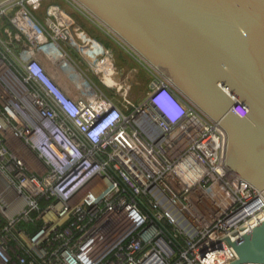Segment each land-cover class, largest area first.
Listing matches in <instances>:
<instances>
[{
	"label": "built area",
	"instance_id": "1",
	"mask_svg": "<svg viewBox=\"0 0 264 264\" xmlns=\"http://www.w3.org/2000/svg\"><path fill=\"white\" fill-rule=\"evenodd\" d=\"M77 12L112 38L75 0L0 2V264H230L225 239L208 245L264 195L224 165L220 126L141 58L151 78L130 99L137 69L120 77ZM61 41L98 78L78 70L77 97L42 62L71 64Z\"/></svg>",
	"mask_w": 264,
	"mask_h": 264
},
{
	"label": "water",
	"instance_id": "2",
	"mask_svg": "<svg viewBox=\"0 0 264 264\" xmlns=\"http://www.w3.org/2000/svg\"><path fill=\"white\" fill-rule=\"evenodd\" d=\"M75 2L220 126L224 165L264 195V0ZM223 239L230 264H264V211Z\"/></svg>",
	"mask_w": 264,
	"mask_h": 264
},
{
	"label": "crops",
	"instance_id": "3",
	"mask_svg": "<svg viewBox=\"0 0 264 264\" xmlns=\"http://www.w3.org/2000/svg\"><path fill=\"white\" fill-rule=\"evenodd\" d=\"M79 14V13H78ZM77 15V14H75ZM80 15V14H79ZM82 18H84L87 22H89L91 25H93L89 20H87L83 15H80ZM102 31V30H101ZM103 32V31H102ZM104 33V32H103ZM106 35V34H105ZM108 36V35H107ZM102 43V42H101ZM61 46L63 50L70 56L71 61L69 65H63L60 63V59L57 60V63L54 64L50 61H47L46 59H42V62L44 63L47 71L52 76V78L59 84V86L70 96L77 97L80 95L78 83H77V71L80 70L85 75H87L89 78L93 79L94 81L98 82L97 76H95L94 72L89 68L87 62L84 60L83 56L79 54V52L71 47L67 42L61 41ZM76 56H72V52ZM115 64V63H114ZM117 71L120 75V77H123L121 74H126L129 71H133L135 69H126V68H117ZM123 72V73H121Z\"/></svg>",
	"mask_w": 264,
	"mask_h": 264
},
{
	"label": "rangeland",
	"instance_id": "4",
	"mask_svg": "<svg viewBox=\"0 0 264 264\" xmlns=\"http://www.w3.org/2000/svg\"><path fill=\"white\" fill-rule=\"evenodd\" d=\"M78 13V12H77ZM80 14V13H79ZM81 15V14H80ZM82 21V25L84 29L89 32L92 31L93 33H96L99 37H103V40L108 41L109 43V51L111 53L113 62L117 64L118 66H121V68L130 67L131 69H137V79L136 83H134L132 90L130 91L129 98L132 99L134 102H139L142 99V94L146 90L147 83L150 80V76L148 73L141 68V66L133 59V55L130 53L131 51L128 49L127 46H125L121 41L118 40V38L115 35H111L112 38L105 33L101 32V30L95 29L96 27L91 25L89 22H87L84 18L80 17ZM117 42H116V41ZM120 45H119V44ZM72 56H76L73 51H71ZM130 53V54H129ZM129 68V69H130ZM105 93L111 94V91L108 89H103ZM120 99L119 97H117Z\"/></svg>",
	"mask_w": 264,
	"mask_h": 264
},
{
	"label": "trees",
	"instance_id": "5",
	"mask_svg": "<svg viewBox=\"0 0 264 264\" xmlns=\"http://www.w3.org/2000/svg\"><path fill=\"white\" fill-rule=\"evenodd\" d=\"M80 15L77 13V15H76V19H77V22L83 27V25H82V21H81V19H80ZM94 26V25H93ZM96 27V26H95ZM84 28V27H83ZM95 29H99L98 27H96ZM100 30V29H99ZM102 32V31H101ZM91 36H93V37H95V38H97L100 42H102L108 49H110L109 48V42L108 41H104L103 40V37H99L96 33H93L92 31H89L88 32ZM109 37V36H108ZM134 59V58H133ZM115 67H117V68H121V66H118L117 64H115ZM123 68V67H122ZM130 68V67H129ZM128 67H126V69H129Z\"/></svg>",
	"mask_w": 264,
	"mask_h": 264
},
{
	"label": "bare ground",
	"instance_id": "6",
	"mask_svg": "<svg viewBox=\"0 0 264 264\" xmlns=\"http://www.w3.org/2000/svg\"><path fill=\"white\" fill-rule=\"evenodd\" d=\"M101 25V24H100ZM107 30V29H106ZM108 31V30H107ZM111 35L113 34L112 32H110V31H108ZM114 35V34H113ZM116 36V35H115ZM117 37V36H116ZM118 38V37H117ZM118 40L119 41H121L125 46H127L128 47V49L131 51L130 53L133 55V57L135 58H138V59H140V57L132 50V49H130V47L127 45V44H125L121 39H119L118 38ZM59 57H61L60 55H59ZM62 58V57H61ZM142 60V59H141ZM163 77V76H162Z\"/></svg>",
	"mask_w": 264,
	"mask_h": 264
}]
</instances>
